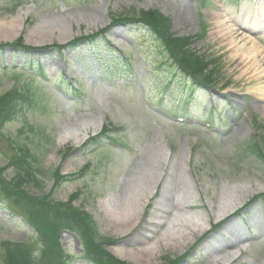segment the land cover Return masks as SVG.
<instances>
[{
  "label": "rangeland",
  "instance_id": "obj_1",
  "mask_svg": "<svg viewBox=\"0 0 264 264\" xmlns=\"http://www.w3.org/2000/svg\"><path fill=\"white\" fill-rule=\"evenodd\" d=\"M255 5L252 0H0V25L20 20L10 35L0 29V264H264V203L249 206L264 192V101L257 100L264 75L242 74L238 66L244 50L254 54L253 69H264V47L236 25L245 7L250 18L263 12ZM223 9L230 15L226 25L236 30L232 46L213 35L219 30L214 18L225 15ZM187 12L192 20L181 17ZM149 14L160 18L158 28L175 51L188 56L186 63L193 60L212 81L215 127L227 120L222 92L237 100L242 112L234 127L217 134L200 126L208 119L203 116L211 96L201 87L191 103L190 88L164 64L170 56L147 28L104 30L114 21L150 20ZM62 18L69 21L68 35L58 29L37 32ZM92 37L102 38L101 44H87ZM76 39L78 50L51 51ZM35 48L39 54L31 55ZM122 56L128 66L120 64ZM39 58L45 77L20 68ZM62 81L71 89L58 90ZM170 106L190 123L152 109L169 112ZM241 125L243 134L236 131ZM18 166L29 176L25 183L18 181ZM158 169L150 193L145 189ZM143 170L149 173L141 175ZM233 197L239 205L223 213ZM184 206L192 213L176 212ZM106 207L116 213L134 207L132 230L120 229ZM160 211L172 216L164 229L155 230L150 224L163 222ZM60 217L66 218L63 223ZM188 217L202 231L189 235L188 227V238L172 241L178 228H187ZM212 227L216 232L206 234ZM247 228L261 241L243 245L250 237ZM58 229L70 232L59 235ZM149 245L153 254L133 253ZM229 253L234 256L228 262L220 261Z\"/></svg>",
  "mask_w": 264,
  "mask_h": 264
},
{
  "label": "bare ground",
  "instance_id": "obj_2",
  "mask_svg": "<svg viewBox=\"0 0 264 264\" xmlns=\"http://www.w3.org/2000/svg\"><path fill=\"white\" fill-rule=\"evenodd\" d=\"M223 12L225 13V15H223V16H221V14L219 15V14L216 13V17L214 18L215 21H214L213 24L219 30L216 31L217 34L214 33L213 35H214V38H219V36H223L222 37L223 40H225L227 42V44L232 46V45L235 44V42L233 41L231 36L233 35L232 33L234 31L236 32V30H234L230 26L226 25L227 22H229V18H230L229 17L228 20H227V16H230V15L225 10ZM181 17L186 19V20H192L191 12H187L186 15H181ZM89 18L90 19H94V17H89ZM69 20H70V18H69ZM18 21L20 23V20L18 18L17 19H13L10 24H5L3 26L0 25V29H3L4 31L9 29V35H10V34H12V31L15 30ZM242 22H243V20H242ZM44 26H46V27H44V28H40L39 27V29H41V30H38L37 32H41V33L48 32V33H50L52 31H57V29H58V30L62 31V32L60 31L61 34H65V35L67 34L68 35L67 31H68V26H70V25H69V21L68 20L62 18L56 24H53V23H47L46 24V22H45ZM6 35H8V33ZM238 55L240 56L238 66L241 69H243L242 70V74L251 71V72H253L256 75H259V74L260 75H264V69H262L260 71H257L255 69H253V68H255V66L252 64V59L254 58V56H253L254 54L249 53V52L246 53V51L243 50V51H240ZM263 89L264 88L262 87L259 90V95L257 97L258 100H261V99L264 100V90ZM259 111H260V109H259ZM262 112H263V115H264V111H262ZM88 124H92V126L94 128L98 127L97 121L96 122L90 121ZM86 131H87V129L85 130L84 136H86ZM236 131L243 134V133L246 132V127L241 125V126H239L237 128ZM74 139H75V142L78 143V144H80L81 141H82V140L80 141L78 139V137H74ZM161 170L162 169H158L157 171H155V174H153L154 172L151 174V180H150L149 185L147 186V188L145 190H147V191L150 190L149 192L151 193V187L154 186L157 183V180H158V178L161 175L160 174ZM140 173H141V171L139 170L138 174H140ZM147 173H149V171L146 172L145 170H143V173L141 175H145ZM139 197H141V198L144 197L143 193L139 194ZM228 198H229V196H228ZM233 198H234L233 199L234 201H231L229 203V205H228V203L226 204L228 208L226 210H224L223 213H228L230 210L234 209L236 206L239 205V203L236 202L235 197H233ZM145 200H146V198H145ZM225 200L227 201V199H225ZM108 207H106L107 208V213H108L107 215L112 218V221L117 222L116 224L119 225L120 229H123V227H125L127 225L130 226L129 229L131 231L132 228L134 227V225L136 224V219L133 222V217L135 216L134 215L135 214L134 213V209H133L134 207H132L131 209H126V210H124V211H122L120 213H116V211H114V210H108ZM140 207H141V205H140ZM185 217H187V216H185ZM186 219H190V220H186V222H185V223L188 224V225H186L187 228H183V230H181V227L178 228V230H176L177 235L173 236L174 239L172 241H175L177 239H181V241H180V244H181V242L183 240H185V237L188 238L190 234H193L194 232L202 231L203 228L199 227L198 224L196 223V221L193 220V218L188 217ZM188 227H190L192 229V231L190 230V232H188L189 235L187 233V231L189 230ZM185 231H186V233H184ZM182 238H183V240H182ZM184 243L185 242H183L182 244H184ZM139 247H142V245L139 246ZM153 250H154L153 245H149V246H147L145 248L134 250L133 253L135 255H138V256L139 255H141V256H149V255L153 254ZM233 256H234V253L225 254V255L221 256L223 258H220L221 259L220 261L224 260V262L225 261L228 262ZM213 260L215 261V263L219 262V258L218 257L213 259Z\"/></svg>",
  "mask_w": 264,
  "mask_h": 264
},
{
  "label": "trees",
  "instance_id": "obj_3",
  "mask_svg": "<svg viewBox=\"0 0 264 264\" xmlns=\"http://www.w3.org/2000/svg\"><path fill=\"white\" fill-rule=\"evenodd\" d=\"M148 17L150 18V23L154 26V27H157L158 28V25L159 22H160V18L154 14L153 15H148ZM145 19V18H144ZM160 30V29H159ZM161 31V30H160ZM163 32V31H161ZM178 42V41H176ZM175 41H173V43H175L176 46L180 45V43H176ZM19 44V43H18ZM18 44L16 45V47L18 46ZM185 45L182 46V48L184 47ZM180 47V46H178ZM171 48L172 50L174 51V56H175V59L182 65L183 69L190 72V74L202 81H206L205 80V76L202 75V72L200 70L197 69L196 66H198V64L194 63L193 60H191L192 62H187L186 63V59L185 58H188L187 55L183 54L180 50L178 51H175V48L172 44H171ZM185 53V52H184ZM185 60V61H184ZM0 111H3V109H0ZM19 167V166H18ZM19 172H17V175L19 177L18 181L19 183L21 184L23 181L25 183V181L27 180V178H29V176L27 175L26 171H23L22 168L19 167ZM18 185V183H17ZM32 207V206H30ZM58 219V218H57ZM60 220V219H59ZM64 221L63 220H60L59 223H63ZM60 227H63V224H59ZM7 264H12L10 261L7 262Z\"/></svg>",
  "mask_w": 264,
  "mask_h": 264
}]
</instances>
